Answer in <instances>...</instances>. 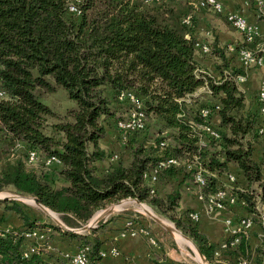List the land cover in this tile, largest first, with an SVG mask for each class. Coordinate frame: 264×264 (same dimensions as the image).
I'll return each instance as SVG.
<instances>
[{
	"label": "trees",
	"instance_id": "16d2710c",
	"mask_svg": "<svg viewBox=\"0 0 264 264\" xmlns=\"http://www.w3.org/2000/svg\"><path fill=\"white\" fill-rule=\"evenodd\" d=\"M72 1L0 0V192L12 188L36 198L70 228L83 226L110 204L134 199L172 221L208 262L264 264V233L254 248L251 229L242 227L216 243L199 231L192 211L178 212L182 189L207 199L223 190L232 174L243 188L233 186L247 213L238 221L249 220L264 232V162L253 159L255 143L264 141V115L257 98L255 108L246 106L236 82L246 71L235 54L216 38L204 40L218 77L203 71L195 59L202 53L193 35L195 0H78V16L68 12ZM189 15L191 24L184 21ZM259 18L264 20V11ZM241 47L262 57L264 36L250 41L242 36L234 48ZM58 87L75 108L60 113L40 100ZM201 87L208 102L194 96ZM121 92L134 94L146 117L145 128L124 143L127 162L100 147L109 130L120 137L117 122L130 109L126 99L119 100ZM203 107L212 114L208 119L200 113ZM148 117L158 126L150 136ZM201 124L212 125L219 135L204 147ZM28 152H34V161ZM52 157L59 163L46 166ZM168 159L177 164L158 169L151 186L145 175ZM99 162L108 166L101 170ZM169 184L170 192L160 196L159 185ZM0 208L21 221L8 229L0 218V264H71L45 246L25 258V234L35 230L77 239L89 247L90 262L102 259V242L92 236L101 226L89 230L88 238L32 218L17 201H0Z\"/></svg>",
	"mask_w": 264,
	"mask_h": 264
},
{
	"label": "crops",
	"instance_id": "0c3cea01",
	"mask_svg": "<svg viewBox=\"0 0 264 264\" xmlns=\"http://www.w3.org/2000/svg\"><path fill=\"white\" fill-rule=\"evenodd\" d=\"M220 5V10H215L213 6L207 5L202 7L197 4L199 0H195L196 9L194 10L195 23L193 25V35L202 40H210L216 38L221 46L236 45L242 41L241 33L234 27L230 18L240 16L250 24L259 34L264 36V20L259 18V12L264 11L263 5H258L255 0H216ZM227 21H230L228 23ZM196 61L202 67L203 71L211 76L218 77V72L215 67V59L210 55L197 53ZM264 84V52L259 64L252 66L246 73L245 81L240 84V89L246 96V106L255 108L256 93ZM195 97L207 101L209 99L206 89L201 87L194 94ZM208 102V101H207ZM216 117H213L215 120ZM106 137L100 141V147L107 150L108 146L112 149H117L119 145L111 138V141L106 146ZM114 140V141H113ZM258 142L264 146V141L261 139ZM253 153L254 161L258 162V146L255 147ZM101 170L108 166V162H99L96 164ZM185 194L182 198L183 210H190L198 214L199 218L197 227L200 232L206 235L211 241L222 243L228 236V230L239 227V218L247 215L245 209L240 203L227 206L223 210L210 212L206 210L204 205L200 203L192 190H184ZM130 202L134 200H128ZM125 203H122L124 205ZM13 215L8 212H0V218H9ZM14 216V215H13ZM152 217V216H151ZM101 216L98 218L100 219ZM154 218V217H153ZM130 221L126 216H115L107 220L92 236H97L102 242L101 252L103 264H156L161 263L155 258L154 248L147 237L137 232L136 236L125 235L121 236L122 232L126 231V222ZM4 222V220H3ZM1 223L2 227H8L9 223ZM229 222V223H228ZM21 225V221L15 224L14 228ZM9 228V227H8ZM258 229V230H257ZM49 234H60L55 231H48ZM45 232V234H48ZM88 231L85 234H90ZM261 229L252 226L248 235V240L251 248L258 244ZM59 237V236H57ZM60 242H58V241ZM46 250L55 256L63 257L65 255H73L80 247V242L77 239H63L56 237L46 238ZM112 248H116L118 255L114 256L110 253Z\"/></svg>",
	"mask_w": 264,
	"mask_h": 264
},
{
	"label": "rangeland",
	"instance_id": "374dc122",
	"mask_svg": "<svg viewBox=\"0 0 264 264\" xmlns=\"http://www.w3.org/2000/svg\"><path fill=\"white\" fill-rule=\"evenodd\" d=\"M202 6V5H201ZM205 7V6H202ZM40 100L50 106L53 110L65 113L68 109L75 108L76 102L72 99H70L67 96L66 91L62 87H58L56 91L51 93L43 92ZM202 100V99H201ZM200 100V101H201ZM50 122H55L56 119L49 118ZM148 127L146 129V135L150 136L157 132L158 126L156 125V121L152 118L148 117ZM117 136L116 131L109 130L108 134H106V146H108V143L111 141V138L115 140V143H117L118 148L112 149L111 146H108V151L112 152V154H115L118 158L124 161L129 160V152H127L126 147L123 150V143L120 142L119 137ZM143 137V133L140 135L141 139ZM113 140V141H114ZM263 139H261L262 141ZM258 146V156H255V158H258V162H264V146L260 142L255 143V147ZM256 150V149H254ZM45 172V171H44ZM51 172V171H50ZM49 172V173H50ZM48 172H45L47 175ZM48 178H54L53 175H49ZM54 181L59 182L57 179ZM177 183H174V186H176ZM240 185V186H239ZM229 186V185H228ZM235 188L241 187V183H238L234 186ZM177 188V187H176ZM242 188V187H241ZM171 190V185L162 186L159 185L157 192L160 196H164L165 194L169 193ZM182 191V198L185 194L184 189ZM196 196V195H195ZM3 197H9L15 200H6V201H17L23 206V210L27 212L32 218L45 221L46 223H53L57 226H60L64 230L67 229H73L77 231L78 235L86 236L90 238L89 234L87 233L89 230L93 229L90 228L89 230H84L83 227L87 225L91 220H93L95 217L98 219L100 216L101 218L93 224L94 228H97L99 226H102L107 220H109L112 217L115 216H121L125 215L128 220H130L133 223L134 228H136L138 231H140L141 235L148 238L150 244L156 248L155 251V258L156 260L160 261L164 264H228L223 262H208L201 253H199L198 248L193 243L191 239H189L187 236H185L178 228L177 226L170 221L167 217L157 213L151 206H149L147 203H136L135 201H128V200H134V199H125L118 203H113L105 208L98 210L95 212V214L92 216V218L83 226L78 228H70L68 227L62 220L59 214L50 211L45 212L38 206H36L33 202V197L27 196V195H19L15 193V191L12 188H8L7 190L0 192V198ZM181 198V200H182ZM21 200V201H19ZM4 201V200H0ZM125 203L124 205H119ZM242 205V204H241ZM183 203L180 201L178 212L183 211ZM3 211V209L0 208V212ZM148 212L150 214H148ZM152 216V217H151ZM154 217V218H153ZM6 224V222L9 223L8 229L14 228L15 224L19 222V219L14 215H9V218H3L1 217ZM242 218V217H241ZM159 220V221H158ZM176 227V228H175ZM257 228L261 229V227L256 226ZM168 228H170L172 231H170ZM258 230V229H257ZM263 230V229H262ZM264 232L261 231L260 234H263ZM63 239H69L67 237H63L61 234H44V237H57ZM261 237V236H260ZM58 241V240H57ZM60 242V241H58ZM194 248H193V246ZM59 257V256H57ZM60 258V257H59Z\"/></svg>",
	"mask_w": 264,
	"mask_h": 264
},
{
	"label": "built area",
	"instance_id": "2783aa9c",
	"mask_svg": "<svg viewBox=\"0 0 264 264\" xmlns=\"http://www.w3.org/2000/svg\"><path fill=\"white\" fill-rule=\"evenodd\" d=\"M255 1L258 5H263L262 0H255ZM77 2L78 0H74L67 7L68 12L76 16L80 15V9L78 8L76 4ZM197 4L202 5V6L211 5L213 6L215 10H220L221 8L219 3H217L216 0H199ZM184 21L187 24H191L192 16L191 15L187 16L184 19ZM230 21L247 41H250L256 37H260L258 32L250 24H248L244 18L240 16H233L230 18ZM195 47L197 50L201 51L202 53L208 54L210 52L208 44L200 38L197 39V42L195 43ZM234 47L235 45H229V52L235 54V60L238 62L239 65H241L245 69L246 73L252 66L260 63L261 57L256 58L252 50L245 48V47H241L236 50ZM245 79H246V75H240L236 78V82L240 86V84H242L245 81ZM2 95H3V91L0 89V97ZM256 95H257L256 98L259 102V110L261 114L264 115V84L258 89ZM118 98L119 100L126 99V101H128L129 106H130V109L126 115V118L117 122V127L119 130L118 135H120L119 137L120 142L123 143L124 145L129 134L135 131H141L142 129L145 128L146 117H145L144 112L142 111V107H143L142 102L138 100L134 96V94L130 92H121ZM214 107L215 109H217L218 106L215 105ZM200 113L203 117L207 119L209 118V116L212 115L210 113V110L207 107L201 108ZM198 127L200 131H202L200 140H199V145L201 147L206 146V143L208 142L209 138L216 139L219 137L217 131L214 129L212 125L201 124V125H198ZM262 131H263L262 129L259 130V132H262ZM1 143H3V140L0 137V146H1ZM28 155H29L30 162L35 160L34 152H28ZM114 159H117V156H114ZM58 163L59 161L55 157H52L46 160V166H52ZM172 164H177V162L173 159L165 160L164 163L160 164L154 171H152L149 174L147 173L145 175L146 180L149 182L151 186H154L157 183V170L160 168L168 167ZM199 173L200 171H198V174H196L195 182L199 184L200 186L203 184V181ZM227 178H228L229 186L227 185L223 190H219L215 195L209 196L206 199L204 198L202 193L198 192L196 194V199L204 205L206 210L210 212H214L216 210H223L227 206H231L236 203H240V204L244 203L241 199L238 198L237 194L233 190L234 189L233 186L235 185V182H236L235 176L230 174ZM242 189L243 188L241 187L236 188V190L238 191H241ZM154 190L155 188L153 187L151 189V192L153 193ZM189 217L191 218V220L195 222H197L199 218L198 214L195 212H191ZM263 220H264V216H263ZM241 227L245 231H248L252 228V224L249 220L240 221L238 228H231L228 230L229 236L231 234H235L238 230H240ZM125 228H126V231L122 232L121 234L122 237L125 235L136 236L137 232H140L136 228H134L133 223L131 221L126 222ZM25 238L28 242L24 249L25 258H27L30 254L36 252L38 248L46 246L44 234L37 230L26 233ZM235 242H237V240H235ZM110 253L114 256L118 255V251L116 248H112ZM100 255H101V258L104 257V254L102 252L100 253ZM63 258L70 259L71 264H103L102 259L96 262L89 261V247L87 246H80L77 249L76 253H74L73 255H65L63 256Z\"/></svg>",
	"mask_w": 264,
	"mask_h": 264
},
{
	"label": "water",
	"instance_id": "95a60500",
	"mask_svg": "<svg viewBox=\"0 0 264 264\" xmlns=\"http://www.w3.org/2000/svg\"><path fill=\"white\" fill-rule=\"evenodd\" d=\"M0 200H4V201H6V200H15V199H12V198H9V197H3V198H0ZM33 200V202H34V204L36 205V206H38L39 208H41L42 210H44L45 212H47V211H50L48 208H46V207H44V206H42L39 202H38V200L36 199V198H33L32 199ZM19 201H21V200H19ZM136 203H139L137 200H134ZM22 202V201H21ZM48 213V212H47ZM90 228H94V226H93V224H92V222L90 221L87 225H85L84 227H83V229L84 230H89ZM176 228V227H175ZM66 230L67 231H70V232H73V233H77V231L76 230H73V229H67L66 228ZM199 252V251H198ZM200 253V252H199Z\"/></svg>",
	"mask_w": 264,
	"mask_h": 264
},
{
	"label": "bare ground",
	"instance_id": "6f19581e",
	"mask_svg": "<svg viewBox=\"0 0 264 264\" xmlns=\"http://www.w3.org/2000/svg\"><path fill=\"white\" fill-rule=\"evenodd\" d=\"M119 205H122V204H119ZM148 214H150L149 212H148ZM150 215H152V214H150ZM99 219H97L96 217L93 219V220H91V222H92V224H94V223H96L97 221H98ZM159 221V220H158ZM170 231H172L170 228H168ZM192 245V244H191ZM193 246V245H192ZM193 248H194V246H193ZM195 249V248H194Z\"/></svg>",
	"mask_w": 264,
	"mask_h": 264
}]
</instances>
